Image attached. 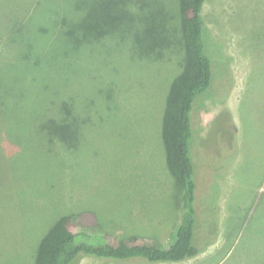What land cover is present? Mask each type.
<instances>
[{
	"label": "rangeland",
	"instance_id": "obj_1",
	"mask_svg": "<svg viewBox=\"0 0 264 264\" xmlns=\"http://www.w3.org/2000/svg\"><path fill=\"white\" fill-rule=\"evenodd\" d=\"M94 10L95 0H0V264H35L68 213L82 218L74 229L99 221L118 239L165 244L180 222L161 131L182 54L173 41L161 60L140 58L121 31L75 48L62 22L80 35ZM202 11L215 72L193 106L192 157L204 190L217 177L204 210L213 225L200 217L197 237L220 235L197 257L150 264H264V0H205ZM65 108L79 132L71 147L41 128ZM74 264L120 263L80 253Z\"/></svg>",
	"mask_w": 264,
	"mask_h": 264
},
{
	"label": "trees",
	"instance_id": "obj_2",
	"mask_svg": "<svg viewBox=\"0 0 264 264\" xmlns=\"http://www.w3.org/2000/svg\"><path fill=\"white\" fill-rule=\"evenodd\" d=\"M177 1L178 11L172 13L163 0H95L93 17H84L80 22L79 27L84 29L82 34L74 35V25H65V22L62 25L67 29L66 34L73 37L70 41L75 48H80L86 42L101 40L102 43L101 35L104 32L111 35L121 31L123 37L132 39V48L138 57L153 61L161 60L172 48L173 41L177 43L178 51L182 54V68L170 83L161 135L167 168L179 187L173 185L181 211L180 222L175 225L165 244L151 235L133 234L118 239L109 235L99 221L74 229L75 222L82 218L77 213H68L59 217L43 235L35 264H74L80 253L120 264L181 262L199 256L205 250V244L215 241L220 235V232H215L209 240L197 237L200 217L213 225V221L206 218L204 210L214 198L211 197V186L217 177L214 176L212 180V175L204 176L208 183L204 190L195 179L192 157L195 144L192 110L196 99L211 86L215 64L202 11L205 0ZM32 3L28 9L30 11L35 7V3ZM42 13L46 18L48 11ZM41 28V31L46 29ZM171 36L176 38L171 39ZM38 63L34 62L35 65ZM61 105L66 107L67 103L63 101ZM69 113V109L65 108L61 120L50 118L41 123V128L47 130L49 135L57 129V139L50 135V142H68L70 144L67 145L73 146L79 132L70 124ZM87 115H91L90 111L86 119L92 122V116ZM199 188L204 192L200 197ZM198 205L203 207L202 215ZM105 224L107 228L109 222L105 221ZM226 238H232L231 231L226 233Z\"/></svg>",
	"mask_w": 264,
	"mask_h": 264
}]
</instances>
